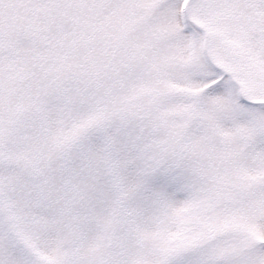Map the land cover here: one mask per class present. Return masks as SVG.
Here are the masks:
<instances>
[{
  "label": "rangeland",
  "instance_id": "374dc122",
  "mask_svg": "<svg viewBox=\"0 0 264 264\" xmlns=\"http://www.w3.org/2000/svg\"><path fill=\"white\" fill-rule=\"evenodd\" d=\"M185 1L0 0V264H264V0Z\"/></svg>",
  "mask_w": 264,
  "mask_h": 264
}]
</instances>
